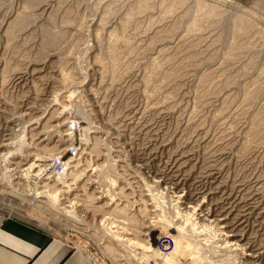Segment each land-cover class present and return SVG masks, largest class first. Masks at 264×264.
Wrapping results in <instances>:
<instances>
[{"label": "rangeland", "instance_id": "1", "mask_svg": "<svg viewBox=\"0 0 264 264\" xmlns=\"http://www.w3.org/2000/svg\"><path fill=\"white\" fill-rule=\"evenodd\" d=\"M138 1L0 0V84L2 83L1 75L3 71H9L10 80L17 70H22L26 74H24V83L20 86L11 84L9 81L3 86L0 85V91L3 92H0V138L3 139L5 135L13 133L10 157L8 156L7 162L5 161L0 165L1 189L5 186L8 187L10 184L18 183L6 168L8 163L13 161L12 155L18 154L23 157L29 152L34 153V149L31 148L32 145L30 144L32 140L27 133V122L30 119L39 118V116L49 117L48 114H50L51 108L60 110V112H57L61 121L59 122L61 125L60 131L64 132L68 129V133L73 137V142L75 140L77 146H79L80 153L75 159L81 157L79 160L81 170L85 169L86 166H90L86 174L87 176L92 175L93 180L97 182V187H100L101 190L116 195L120 192L119 188H122L121 192L128 199H122L119 195L122 199L120 200V197L115 196V199L117 198L115 205H117V202L125 205L127 199L130 203L128 213L137 215L139 219L143 218L144 214L141 212L138 215V212L141 209L144 210V207L147 206L150 212L155 211L157 214L166 211L167 213L162 212V214L164 213L165 217H169L168 221H178V219L176 220L177 214H175L178 207L172 199V194L157 187L154 183L155 173L161 164L159 162L163 161L164 158L158 150L160 149V143L163 141L169 142L170 140V145L175 149L179 147L180 150L189 146L188 144L190 146L194 144L196 145H193L196 154L200 158L206 157L205 159L209 161H217L223 153L227 154L228 158L234 156L230 167L232 176L239 175V179H242L244 176L250 175L251 172V174L264 178V38H261V34L259 36V33H257L264 31V20L261 19L260 26L258 25L255 31L249 32L250 34L235 36L234 30H231L233 18L244 16L241 12H249L254 3L251 6H246L235 0H228L229 2L225 6H219V9H221L219 10L221 12V23H215L220 22L219 18L214 21L210 19L211 24L208 25L207 22L204 25L202 23L205 27L203 26L202 31L197 32L190 30L196 16V13H194L196 12L194 9L195 0H188L184 4L185 6L183 5L184 7H179L174 11V13L176 12L175 15L173 12L168 11V2L163 4L162 0H151L152 9L150 8V12L149 10L144 12L136 8V5L138 7ZM32 2H36L34 4L36 6H32ZM41 2L47 8H45L46 13L44 15L36 10ZM192 6L193 8H191ZM137 10H139V14H137ZM224 12L225 14H222ZM237 13L239 16H237ZM126 14L130 16L127 17ZM263 14L264 12H262L261 17H263ZM20 16L26 18L27 23L28 21L30 23L26 24L25 27L23 25L18 27V30L14 29V33L11 32V34L5 31L8 24L11 21H16ZM28 16L29 18H27ZM103 19H105L104 24L102 23ZM65 21L67 23L71 21V24L70 22L67 24ZM121 23L127 25L124 27L126 28L125 33L121 30ZM67 27L69 28L67 29ZM115 27H117L116 29L121 36L124 35L122 38L126 37L128 41L119 44L121 50L119 49L120 53L118 54L120 56L118 55V59L114 57L109 47L115 42V39L110 35V31ZM158 27L161 31H166L167 34L160 33L158 43L155 41L154 45V43H151V37L154 36V32H161ZM164 27L167 30H163ZM44 29H49L52 33H59L62 30L65 32V36L59 42L57 41L56 44L50 46L46 40L44 41ZM254 33L256 34L254 35ZM163 38L165 39L164 42L166 41L165 43L162 40ZM167 42L171 44L169 45ZM244 45H246V48L243 47ZM43 46H47V48ZM52 46L53 48H51ZM239 46L241 47L239 48ZM115 60H117V64L121 65H118V68L116 67L117 71H115L116 69L113 70L115 72L113 74L110 64L114 63ZM51 62L55 63L51 65ZM40 64H42V67L38 66ZM27 68L31 71L35 68L36 70L42 69V79H36V76L31 74L30 70H25ZM10 71H12V74ZM70 71L73 73L75 83H71L65 88H58L59 81L57 82V80H60V76L64 73L67 75ZM172 73L173 75H170ZM167 74L174 78H167ZM53 76L57 79H54ZM51 85H55V87ZM57 88L60 89V92L56 91ZM43 99H46V102ZM52 99L53 101H51ZM61 99L66 106L69 105L70 109L64 114H61L65 105L62 101L63 104L60 102ZM29 105L32 107L37 106V109L41 106L42 109H38L39 115L29 118L24 117L25 120L21 117L20 119L17 118L18 115L26 113V109L31 107ZM57 115L55 116L58 117ZM9 118L15 120V123L10 126L13 129L12 133L5 132L7 129L6 123L10 121ZM18 121L21 123L18 124ZM254 123L259 124L261 134L252 135V133H249L251 128L254 127ZM73 129H76L75 135L71 133ZM52 130L53 128L47 125L45 129L47 139L51 138ZM54 132L56 133V130ZM57 135L53 136L55 142L59 139ZM4 139L7 138L4 137ZM33 139L34 142H37L35 141L36 137ZM94 139H97L100 143L97 144L98 148L94 143L96 142ZM208 141L210 142L209 145L211 144L210 146ZM52 146L48 145V148ZM93 149L95 152L97 149L99 150L96 154H91ZM66 150L68 151V149H65V152L61 150L58 154L64 156L66 161H75L69 151ZM152 150H154L152 153H155V156L152 158L146 157L144 152L148 153ZM81 154L83 155L80 156ZM147 161L149 164L144 165ZM99 163L103 167L100 166L101 171L98 167H95L99 166ZM87 176L81 177L83 182L87 180ZM43 178V175L41 179L27 178L25 182L23 181L25 184L21 181L22 187H16L17 190L14 189L13 194L8 193L10 190H7V193L0 194V199H11L17 205H21L22 209L47 218L56 230L67 237L68 243H72L73 247L79 249H82L81 246L87 248L88 250L85 249L84 251L87 253L91 251L93 257L100 259L101 263L116 264L115 261L108 260L105 256L103 247L107 243L105 244L104 238L100 239L101 242L99 240L100 236L96 238L97 240L88 238L87 235L93 233L91 228L79 226L81 229L89 231V233L84 234L79 229L67 227L64 222L56 219L49 212L34 209L32 201H26V199H33V196H30L31 194L40 191L36 187L42 185ZM111 180L117 181V185L112 186ZM99 182L100 186H98ZM28 184L29 186H27ZM77 186H80L79 182L77 185H73V187ZM17 192L18 194H25V198L26 196L29 197L22 200L18 195H15ZM98 196L96 195V197ZM171 199L173 202H171ZM107 200H104V202ZM160 210L162 211L160 212ZM79 211L80 209L77 212ZM154 213H151V219L153 218L152 220L155 222L154 216L156 213ZM78 216L83 215L79 212ZM171 216L174 218L173 220H170L172 219ZM101 219L103 218L96 217L95 224L98 225ZM151 219L149 222H153ZM161 239V250L170 253L172 249L166 251V248L174 247L173 240L170 237ZM209 241L206 242V254L208 255L211 252L208 255L210 262L212 261L211 263L240 264L241 257L239 255L218 253V250L214 249L217 240L212 239ZM121 249L122 252L125 250L127 256L129 255L135 259V264H143L140 260H137L140 258L138 256L142 254L141 250L135 249V253H133L131 247L128 250L125 247ZM213 252L217 256H214ZM134 254H138L137 258L133 257ZM187 263L192 264V262Z\"/></svg>", "mask_w": 264, "mask_h": 264}, {"label": "bare ground", "instance_id": "2", "mask_svg": "<svg viewBox=\"0 0 264 264\" xmlns=\"http://www.w3.org/2000/svg\"><path fill=\"white\" fill-rule=\"evenodd\" d=\"M136 1H138V0H136ZM162 1H163V4L168 2L169 6H168V8L167 7L166 8L168 9V11L170 13L171 12L174 13V11H176V9H179V7H184L185 6L184 4L188 0H162ZM150 2H151V0H139L137 2L139 8L137 7V5H136V8L139 9L140 11L147 12V10H149V12H150V10L152 9V6H153L152 4H150ZM228 2H229L228 0H195L194 9L196 12H194V13H196V16H195V18L193 17L194 20L191 24L190 30L191 31H197V32L202 31V29L205 27L204 25L207 24V22L209 25L210 19H211V21H214L218 18H219L218 20H220L221 12L219 10H221V9H219V6H225ZM35 3H33V5L32 4H30V5L36 6V5H34ZM163 4H162V6H163ZM159 5H161V4H159ZM237 6H239V5H237ZM111 7H112V5H111ZM263 7L264 6L261 3L256 2V3H254L251 10H249V12H246V11L241 12V13H243V15L245 17L244 16L240 17L238 14L239 12H238L237 13L238 15L237 14L236 15L239 17H237L235 15L237 18L234 17L233 18L234 20H232V18H231V20L233 21V25H232L233 27L231 30H234V35L235 36H238V35L241 36V35H245V34H250L249 32L255 31L257 29V26L259 25L261 19L264 20L263 17H261L262 12H263ZM36 8H37L36 10L39 13H41V15L42 14L44 15V13H46L47 8L44 6V4L42 5V2ZM191 8H193V6ZM234 8H235V5H234ZM237 8L240 9L239 7H237ZM139 10H137L138 11L137 14H139ZM177 11H179V10H177ZM175 13H174V15H175ZM23 14L26 15L25 13H23ZM167 14H164V15H167ZM222 14H225V12ZM53 16H55V15H53ZM126 16H127V14H126ZM129 16H127V17H129ZM27 18H29V16ZM103 20L104 21L102 23L104 24L105 19H103ZM226 20H228V19H226ZM128 21H130V20H128ZM69 22L71 24V21H69ZM120 22L123 23L124 21H120ZM28 23H30V22L28 21ZM28 23H27L26 18L20 16L17 18L16 21H14V22L11 21L8 24V27L5 31H8L9 34H11V32L14 33V31H13L14 29L16 30L18 27H20L22 25H23V27H25V25L26 24L28 25ZM65 23H67V22L65 21ZM65 23H64V25H65ZM172 23H175V22H172ZM215 23H221V20H220V22H215ZM227 23H228V21H227ZM121 26H122L121 30L124 31L126 29L124 27L127 25L122 24ZM68 28L69 27H67V29ZM116 28L117 27L113 28L110 31V35L113 39H115V42H113V44L109 45V47H110V51L113 52L114 57L116 59H118L117 58L119 55L118 53H120L119 47H121L119 44H124V43H127L128 41L126 40V37L122 38L124 35L121 33L123 35V36H121L118 33ZM164 28H163V30H167L166 28L165 29ZM158 29H159V27H158ZM56 30H59V29H56ZM159 30L161 31V29H159ZM258 31H259V29H258ZM125 32L126 31H124V33ZM162 32L165 33L166 31L154 32L155 33L154 36H152V37L150 36L151 40L154 41V42L151 41V43H154V45H155V41H157V43H158V38L160 37V35H161L160 33H162ZM33 33H35V32H33ZM257 33H259V36L261 34V38H264V31H262L261 33L259 31ZM43 34H44V36H43L44 41L46 40L47 44L50 46H51V44H56L57 41L59 42L63 38V36H65V32L62 30L59 33H52L51 31H49V29H44ZM98 34H97V36H98ZM165 34H167V33H165ZM255 34L256 33H254V35ZM120 36H121V38H120ZM98 37H100V36H98ZM166 37H167V35H166ZM97 39L99 40V38H97ZM168 39H169V37H168ZM236 39H235V41H236ZM162 40L164 42L165 39L163 38ZM170 42H172V41H170ZM66 44H68V43H66ZM166 46H168V45H166ZM166 46H165V48H166ZM245 46L246 45H244L243 47H245ZM43 47L47 48V46H43ZM75 47H76V45H75ZM99 47H101V46H99ZM240 47L241 46H239V48ZM51 48H53V46ZM48 57L50 58V56H48ZM52 58H54V57H52ZM52 63H55V62H51V65H52ZM41 65L42 64H40L38 66H41ZM110 65H111L110 66L111 70L113 71L116 69V67L117 68L119 67L118 65H121V64H119V63L117 64V60H115L114 63H112ZM35 66L37 67L36 64H35ZM155 67H157V66H155ZM25 70L31 71V69H28V68ZM61 71H64V70H61ZM72 71H73V69H72ZM72 71H70V73H68L67 75H65V73H64L62 75L63 77L60 76L61 79L57 80V82L59 81L58 82L59 85H57V87L59 86L58 88H65V87H67V85H69L71 83H75L73 73H71ZM115 71H117V69ZM10 72L12 74V71H10ZM14 72H16V71H14ZM31 72H32L31 74H34V76H36V79H42V74H43L42 69L36 70V68H35V69H32ZM8 73H9V71H6V72L3 71V74L1 75L2 76L1 77L2 78V81H1L2 86L5 85L8 81L11 84L19 85V86H20V84L24 83V74L25 73L22 72V70H17V72L12 75L11 80H10L11 76L10 75L8 76ZM114 73L115 72L113 71V74ZM170 75H173V73ZM45 77H46V75H45ZM168 77H171V76H169L167 74V78ZM53 78L55 79L56 77L53 76ZM171 78H174V77H171ZM171 78H169V79H171ZM113 79H114V77H113ZM165 79H164V81H165ZM51 81H53V80H51ZM55 84H57V83H55ZM51 86L55 87V85H51ZM3 88H5V87H3ZM58 88L56 89V91L58 90ZM53 89H55V88H53ZM53 89H51V90H53ZM0 90H1V88H0ZM46 90L49 91L48 89H46ZM59 90H58V92H60ZM0 92L3 93L2 91H0ZM50 93H51V91L49 92V94ZM53 94H55V93H53ZM40 96H41V94H40ZM63 99H65V98H63ZM36 100L38 101V99H36ZM43 100L46 102V99H43ZM51 101H53V99ZM61 101L63 102L62 99L60 100V102ZM45 102H43V103H45ZM47 103L49 104V102H47ZM33 104H35V103H33ZM29 106H31V105H29ZM68 106L69 105L66 106V104L63 106V112L61 114L67 113V111L70 110ZM36 107L35 106L34 107H32V106L28 107L26 109V113H23L22 115H20V116L18 115V117L17 116L16 117L20 119V117L21 118H24V117L29 118V117L37 116V115H39L38 109H40L41 106L38 109ZM57 112H60V110L58 111L57 109L51 108L50 114H48L49 117H47L48 119L39 116V118H35V119L33 118L32 120L30 119L29 122H27V124H28L27 133H28V136L30 137V139L32 140V143H30V144L33 146V147L31 146V148L34 149V151H33L34 153H30V152L28 154L25 153L26 155L23 157L19 156L18 154L12 155L13 161L12 162L10 161V163H8V167H6V168H7V171H9V173L12 175V177H14V180L18 181V183L17 184H10L8 187L5 186L6 188L1 186L3 190L0 188V194L7 193V190H10V192H8V193L13 194L15 192L14 189L17 190L16 187H18V186L22 187L23 184H25L24 182L27 180V178L30 179L31 177H33V178L41 179V177L43 175L44 178L42 179V185L41 186L39 185L38 187H36L37 190H40V191L39 192L36 191L37 192L36 194L30 195L31 197L33 196L32 200L26 199L29 196H26V198H25V196H24L25 194L24 195L18 194V192H17L15 195H18V197H20L22 200H24L23 198H25L26 201H32L33 202L32 205H33L34 209L40 210L42 212H49L51 215H53V217L64 222L67 227H73V228L79 229L84 234H86L87 232L89 233V231L83 230L79 226L85 227V228H91L92 229L91 231L93 233L91 235H87L88 238L89 239L94 238L95 240H97L96 238L99 236H100L99 240L101 238L102 239L104 238L105 244L107 243L103 247V250L106 254L105 256H106V258H108V260L115 261L116 264H135V259L129 255L127 256L125 254V250L122 252V249H121L122 247H125L127 250L129 247H131V249L133 251L135 249L141 250L142 254L140 253L141 255L138 256L140 258H138L137 260H140V262H142L143 264H189L187 262H192V264H214V263H211L212 261L210 262V258L208 257V255L211 252L208 255L206 254L207 253L206 252V248H207L206 245H207L208 241L212 240V239L217 240V242L215 243L214 249L216 248L218 250L217 251L218 253L220 252L222 254L239 255L241 257V262H239L240 264H264V178H262L261 176H257L256 174H251V172H250V175L248 174L247 177L244 176L245 177V178L243 177L244 179L243 178L239 179V177H238L239 175L238 176L234 175L235 177L232 176L230 174V171H231L230 167H231L232 159L234 156L232 158L230 157L231 158L230 159V158H228V156H226L227 154L223 153L220 155V157L217 161H215V160L209 161V160L205 159L206 157L200 158L196 154L195 147H194L196 145H194V144H193L194 146L192 145L193 147L190 146V144H188L189 146H186V147L183 145L185 148L182 147L183 149L180 150V148L178 146H177L178 148H176V149L173 146H171L169 143L170 140H169V142L163 141L160 143L161 144L160 149H158V150H160L161 156H163L164 158H163V161L159 162L161 164H160V166H158L157 171L155 170L156 176L154 177V180H155L154 183H156L157 187L162 188V189H164V191L166 190L168 193L172 194V199L175 202V204L177 205V206L176 205L175 206L178 207V208H176L177 212L175 211L176 212L175 214H177L176 220L178 219V221H177L178 223L176 221H168L167 219L169 217L168 218L165 217V214H164L166 211L160 210V212L161 211L164 212L163 214H162V212L161 213L159 212L162 215L161 216L160 214H157V212H155V211L154 212L156 214L154 212H150L147 209V206L144 207L145 208L144 210L141 209L142 210L141 211L139 209L140 211L139 210H138L139 212L137 211L138 215L141 214V212L144 214L143 218L139 219L137 215H130L128 213V208H129L130 203L127 200L128 199L127 196L124 195L123 192H121L123 190L122 188H119L120 192L116 193V195H115V193L105 191V190H101L100 187L99 188L97 187V182H95L93 180L92 175L87 176V174H86L87 169L90 166L89 167L86 166L85 169L81 170V166H80L81 162H79L81 157L78 159H75L76 158L75 157L74 158L75 161L73 160V162L72 161L69 162L67 171L64 175H57V174L53 173L52 171H50L51 170L50 169L51 162L53 161L52 159L58 157V155H59L58 153L61 150H63V151L65 149L69 150V148L71 146H73L75 143V140L73 142V137H71L72 135H70L68 133V131H67L68 129L66 131L62 130L64 132L60 131L61 125L59 122H61V121H60V116L57 115ZM55 115H57L58 117H56ZM64 116H66V115H64ZM25 118H24V120H25ZM66 119H68V118H66ZM9 120H10V118H9ZM14 121L15 120L7 121V123H6L7 129L6 130L4 129L5 132H10V133L13 132V129L10 126H12V124L15 123ZM16 122H17V120H16ZM19 122L20 121H18V124H19ZM32 122H34V123H32ZM47 125H49L51 128H53L50 139L46 138L45 129L47 128ZM253 126L254 127L251 128L252 132L249 129L250 130L249 133L250 134L252 133V135H254V134L258 135L260 133L259 124L254 123ZM55 130H56V133L54 132ZM69 130H71V129H69ZM53 132L55 134H58L57 137L59 139H57L58 140L57 142L54 141L53 136L55 134ZM71 133H73L75 135L74 132L71 131ZM12 135H13V133L9 134V135H5L4 137L7 139H4V137H3V139L0 138L1 139L0 140V165L5 161L7 162V158L9 156V154H11L12 145H13L12 144ZM35 137H36L35 141H37V142H34L33 138H35ZM261 137H262V135H261ZM97 139H94V140H96V142H94V143H96V145L100 144ZM200 139H198V140H200ZM248 139H250V138H248ZM252 139H254V138H252ZM261 139H263V138H261ZM46 142H47V145H46ZM175 142H176V140H175ZM260 142H261V140H260ZM209 143L210 142L208 141V145H209ZM172 144H174V143H172ZM176 144H178V143H176ZM176 144H175V146H176ZM48 145H53V146L51 148H48ZM96 147L98 148L99 146L97 145ZM205 148H206V146H205ZM242 148H243V145H242ZM94 149L92 150L93 153H91V154H96L97 150H99V149H97L95 152ZM145 150H148V149H145ZM30 151H32V150H30ZM153 151L154 150L149 151L148 153H146V151H145L144 154L146 155V157L152 158L155 156L154 155L155 153L154 154L152 153ZM98 152H100V151H98ZM83 154H81L80 156H82ZM242 154H244V153H242ZM229 156H231V155H229ZM238 156H239V153H238ZM35 157H36V159H34ZM210 158H208V159H210ZM235 158H236V156H235ZM210 160H212V159H210ZM236 160H237V158H236ZM234 162H236V161H234ZM234 162H233V164H234ZM95 164H96V162H95ZM148 164L149 163L147 161V163H145L144 165H148ZM100 166H101V164L99 163V166L97 165L95 167H98L100 169L102 167V166L101 167ZM95 169H93V170H95ZM99 169H97V170H99ZM124 169H125V167H124ZM100 171H101V169H100ZM84 176L85 177L87 176V180L83 182L82 181L83 179H81V177H84ZM21 181L22 182L24 181L23 184L21 183ZM39 181H41V180H39ZM69 181H71V182L69 183ZM78 182H79L80 186L79 187L78 186L73 187V185H77ZM36 183H37V181H36ZM95 185H96V187H94ZM111 185L112 186L117 185V181L111 180ZM27 186H29V184ZM98 186H100V182H99ZM34 187H35V185H34ZM116 187H118V186H116ZM98 190H100V191L98 192ZM96 195H99V196L96 197ZM119 195H121L122 199L127 198L125 205L120 204L118 202H117V205H115V200L117 199V198L115 199V196L120 197ZM121 197H120V200H122ZM166 199H167V197H166ZM172 199H171V202H173ZM104 200H107L108 202L107 201L104 202ZM123 201H125V200H123ZM100 203H103V204L99 205ZM145 204H147V203H145ZM97 205H99V206H97ZM155 206H156V204H155ZM156 207H158V206H156ZM183 207H185V208H183ZM79 209H80V211H79L80 214L83 215V216H81L82 218L80 216H78L79 212H77V211ZM151 213L155 214V216H154L155 222L152 220L153 218L151 219V217H152ZM170 215H171V213H170ZM172 216L170 217V218H172L170 220L174 219ZM96 217H102L103 218L100 220V223H98V225L95 224V222H94ZM142 219H143V221H142ZM150 219L153 222H149ZM93 224H94V226H93ZM161 236H163V237H161ZM160 237L161 238H166V237L169 238L170 237L173 240L174 247L173 248H169V247L166 248V251L172 249V251L170 253H165V251L163 252L161 250L160 242L162 241V239ZM100 242H101V240H100ZM212 247H211V249H212ZM81 248H82L81 250H83V252L85 249L88 250L87 248H84L83 246H81ZM162 248H164V246H162ZM133 253H135V251ZM214 254H215V252H213V255ZM137 255H135L133 257L137 258ZM87 256H88L87 258L90 259L91 261H94L95 264H104V263L100 262V259H97L95 256L93 257V255L91 253H88ZM214 256H217V255L215 254ZM225 259H226V256H225Z\"/></svg>", "mask_w": 264, "mask_h": 264}, {"label": "crops", "instance_id": "3", "mask_svg": "<svg viewBox=\"0 0 264 264\" xmlns=\"http://www.w3.org/2000/svg\"><path fill=\"white\" fill-rule=\"evenodd\" d=\"M235 1L264 6V0ZM71 244L47 218L22 209L11 199H0V264H95L88 253Z\"/></svg>", "mask_w": 264, "mask_h": 264}, {"label": "built area", "instance_id": "4", "mask_svg": "<svg viewBox=\"0 0 264 264\" xmlns=\"http://www.w3.org/2000/svg\"><path fill=\"white\" fill-rule=\"evenodd\" d=\"M73 132L75 133L76 129H73ZM79 150H80L79 146H77V144L75 142L74 145L71 146L68 151H69L70 155L72 156V158L74 159L79 154ZM69 162H71V161H66L64 159V156H62V155L59 157H56L51 162V167H50L51 170L50 171H52L53 173H55L57 175H64L67 171Z\"/></svg>", "mask_w": 264, "mask_h": 264}]
</instances>
